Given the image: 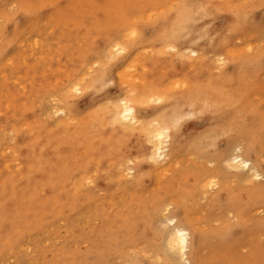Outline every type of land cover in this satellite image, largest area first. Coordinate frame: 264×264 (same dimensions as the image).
I'll list each match as a JSON object with an SVG mask.
<instances>
[{
	"label": "bare ground",
	"instance_id": "6f19581e",
	"mask_svg": "<svg viewBox=\"0 0 264 264\" xmlns=\"http://www.w3.org/2000/svg\"><path fill=\"white\" fill-rule=\"evenodd\" d=\"M18 1L20 14L2 33L0 68L6 62L21 72L35 99L20 98V107L19 99L5 100L8 112L29 120L11 130L13 138L0 136V261L18 259L33 237L36 264H213L214 256L203 254L210 247H241L264 235V217L250 218L258 206L264 212V153L257 143L264 141V109L249 102L248 85V76L264 74V49L246 56L232 47L251 20L246 3L122 0L119 11V0H106L109 7H87L81 19L74 5L73 16L58 18L60 37L78 43L77 50L66 48L56 62L37 66L21 51L19 22L37 18L42 4ZM263 6L264 0L255 9ZM184 61H193L187 76L175 65ZM46 64L55 70L53 83ZM56 114L59 121L47 124L45 117ZM241 135L249 137L246 146L237 144ZM7 139L14 142L10 154ZM191 154L196 161L185 165ZM145 188L153 197L143 195ZM206 194L212 208L233 215L218 229L199 225L187 208ZM58 223L65 233L60 245L42 247L40 236L60 234ZM178 231L187 234L183 253Z\"/></svg>",
	"mask_w": 264,
	"mask_h": 264
},
{
	"label": "rangeland",
	"instance_id": "374dc122",
	"mask_svg": "<svg viewBox=\"0 0 264 264\" xmlns=\"http://www.w3.org/2000/svg\"><path fill=\"white\" fill-rule=\"evenodd\" d=\"M27 1H29V4H31L37 8H39L40 4H42L41 5L42 6L41 11L37 12V14H38L37 18L32 19L30 17V18H27L23 22H19L20 24H22V28L20 29V31H21L20 33H21V39L23 38L22 39L23 48L21 51L23 52L24 57L27 58L28 63L38 64L37 66H42L43 64H45L50 59H53L54 62H56L58 60V58L60 59V57H62V54L64 52L63 50L66 48H67V50H69L70 48H71V50L73 48L74 51L77 50L78 45H79L78 43L70 42L66 37H64V38L60 37V33H61V30L63 31V25H64V23L61 21L60 18L65 17V16H67V17L73 16L74 14L72 13L73 10L71 9V7L75 8V6H77V7L79 6L78 8L81 9V11H80L78 16L80 17V19L82 16H84L87 13L88 8L91 9V7L101 5V4L104 6V8L109 7L106 4V0H102V2H100L101 0H98V1L97 0H27ZM125 1H126V3H130L131 5H133L135 3V0H125ZM261 1L262 0H241L242 4L246 3V6L249 8L248 10L250 11V19L251 20H250L249 24H244L242 26L241 30L238 32V34L234 37L232 47H234V48L237 47V49H242L243 54H245L246 56L253 55L256 52H258L259 50L264 49V11H263L264 6L258 8V9H255V5H258V3ZM72 2H73V4H72ZM98 2H100V3H98ZM121 3H122V0H119V2L115 4L116 5L115 7H117L119 9V11L123 9V8H121ZM0 6H1L0 7V34H1L0 35V42L4 45V43L2 41V39H4L2 33L5 32L4 34L6 36V35H8V32H10L12 30L13 26H10V24H14L15 22L14 21L10 22V20L15 19L20 14V12H19L20 9L18 10L19 1L17 2V0H7L4 4H2ZM101 7H99V8H101ZM140 11H141V9H140ZM15 12L16 13L18 12V13L16 14ZM98 12H101V11L99 10ZM59 16H60V18H58ZM111 17L106 16L105 18L109 20V19H111ZM135 17H137V15H135ZM131 20H132V18H131ZM7 21L9 22V24H8L9 26L7 25ZM78 22L79 21H77V23ZM118 22H120V24H124L126 21L124 22V20L121 19ZM5 26H7V27L3 30L2 28ZM34 37H35V39H34ZM28 39H29V42L27 41ZM30 39L32 42L30 41ZM238 39H240V40L238 41ZM35 41L39 42V46L36 49H33L32 45ZM250 43H253V46H251L252 44L250 45ZM254 43H255V46H254ZM2 44H0V47L2 46ZM258 44H259L260 48L258 47ZM29 46H31V47H29ZM43 47H46V50H44V52L42 51ZM238 47H240V48H238ZM245 51H247V52H245ZM161 62L163 63V66H166V63H168L167 60H163ZM192 64H193V61L192 62L191 61H184V62H176L175 65L177 66L178 69H180L179 72L182 74V76H187L193 72V71H190V67H191L190 65H192ZM5 65H7L8 67L5 68L3 65V67L0 68V136H2V137L6 136L8 138L9 137L13 138L12 131L15 129L18 130V129L22 128L23 124H25V121H27L29 119H21V117L18 113L8 112L6 110L7 102L5 100H9V101L13 102V101L19 99V107H20V105H21V102H20L21 99L20 98H22L23 101L29 102L30 104H32V102L34 101L35 98H34V95H32L31 89H29V85H28L27 81L25 80L23 74L21 72H19L18 70H15V68H13V69L10 68L6 62H5ZM50 65L52 66V63H50ZM46 66H48V65L47 64L45 65V73L47 71L48 74L51 75V76H49L50 78L48 77V80L52 81V83H53V81L55 82L57 80L55 70L53 68L52 69L47 68ZM204 76L206 77V75H204ZM4 77H5V79H4ZM248 78H249L248 79V85H252V87H251L252 90H251V93L249 95V102H252V104L259 106L261 109H264V74L260 79H256V76L254 77L252 75L248 76ZM254 96H256V98H253ZM40 99H43L40 102H43L44 105L46 104L45 107L48 108L49 105L51 106V103L47 102L49 100H47L46 98H40ZM40 99H38V100H40ZM55 104H56V102H55ZM45 118H46L45 121L47 124L54 126L55 125L54 123H57L59 121V118H61V115L56 114L52 117H45ZM48 118L52 121H50ZM53 121H54V123H53ZM193 127H195V124ZM263 132H264V130H263ZM6 134H9V136ZM243 138H245V139H243ZM239 140H240V143H239ZM239 140L237 141V144L246 146V144H247L246 142L249 141V137H248V135L247 136L241 135ZM262 140L258 139L257 143H258V148L261 149L262 152L264 153V141H262ZM261 141H262V144H260ZM13 143L14 142L7 139L6 144H4L5 145V147H4L5 152H7V153L9 152V151H6V149L12 147ZM9 154H10V152H9ZM11 155H12V153H11ZM192 156H193V154L186 156L184 158L185 159V161H184L185 165H188L187 161H189V164H192V161L194 159L196 161V156H193V157ZM191 157H192V159H191ZM195 161H194V163H195ZM201 161L203 162V160H201ZM204 162H206V161H204ZM205 164H208L206 168L212 167V164L209 165V163H204V165ZM179 166L178 167L181 169L182 165H179ZM178 167H176V168L178 169ZM177 169H176V171H177ZM180 169H178V170L180 171ZM198 169H200V168H198ZM193 171H195V169H193ZM129 181H131V180L129 179ZM230 183H232V181H230ZM215 188H217V187H215ZM215 188H214V190H215ZM214 190H210V192H212ZM142 191L144 192L143 195L145 197L146 196L148 197V195H149L148 198L153 197L152 191L150 190V188H145ZM147 191L149 192V194ZM146 193L148 195H146ZM99 196H102V195L99 193ZM207 196H208L207 194L204 195L203 198L201 199V203H199V204H198V202H200V200L194 201V203L197 206H195L193 201H190L191 203L187 202V208H189L188 210L190 211L192 218H194L195 221L197 220V223H199V225H202L203 227H207L209 225L211 227V229H218L219 224L221 223L220 224V226H221L222 223L224 222V221L221 222V220H223V219L225 220L227 217L228 221H231L233 219V215L230 212L228 213L226 210H219V209H216L214 207H213L214 208L213 209L209 205V202H207V200H208ZM207 203L209 206H206ZM190 205L193 209H191ZM198 206H199V209L197 210ZM210 207L212 209H210ZM216 210H218V211H216ZM193 211H195V213H193ZM199 211H200V214L202 213L203 215L200 216ZM212 211L214 213H212ZM222 211H224L223 212L224 214L222 213ZM255 211H256V214H255ZM221 213L223 214L222 216L220 215ZM226 213L228 215L229 214L230 215L227 216ZM250 215L249 216L251 218L252 223H256L259 219L264 217L263 208H261L259 206L256 207L252 211V213H250ZM203 217H205V218H203ZM216 217H220V220L217 219ZM228 217H230V218H228ZM199 218H202V220H200ZM204 221L208 224L207 226L203 225V224H206ZM225 221H227V220H225ZM200 222H201V224H200ZM60 223L63 224V222H60ZM60 223H58L57 225H59ZM232 223H234L235 226L238 225L236 222H232ZM62 224H60V228L58 231V232H60V234H58L57 232L54 231V233L50 237H46L43 234L40 236L41 237L40 241H41L42 247H46V248L51 249L53 246L60 245V243H61L60 238H62V236L65 235L64 227ZM217 226H218V228H217ZM210 227H208V229ZM37 236L38 235H36V238H37ZM31 239H32L31 241H33V242H31V243L28 242V244L30 245L31 248L29 247L30 249H28L27 252L25 251L26 254L24 253V254L20 255L18 259L10 258V259H5L4 261L2 260V261H0V264H2V262H3V264H5L6 262H7L6 264H8L10 262H11L10 264H14V263L15 264H24V263L25 264H31L32 262H34L31 259V257L33 255V247H34L35 242L33 240L34 239L33 237ZM28 240H29V238L25 237V241H28ZM145 244L146 243H143V245H145ZM242 245L240 247V246H236L234 244H231V245H229V247H223L221 249L222 250L224 249L223 250L224 253L221 251V249L219 250V248L210 247V249L213 251L211 252L210 249L209 250L207 249L204 251L203 254H204L205 258H209V256L210 257L214 256V259H216L217 262L212 261V262H214L213 264H225L226 262L229 264H238L240 262H241V264H264L263 263L264 262V260H263L264 259V235H262V236H259V235L250 236L248 241L243 243ZM239 248H241V249L239 250ZM221 254H223L224 256L223 255L221 256ZM22 257L23 258L25 257V258L23 260H21ZM220 257L222 258V260ZM27 261H29V262L27 263ZM30 261H31V263H30ZM33 264H36V263L34 262Z\"/></svg>",
	"mask_w": 264,
	"mask_h": 264
},
{
	"label": "snow or ice",
	"instance_id": "6c2138e0",
	"mask_svg": "<svg viewBox=\"0 0 264 264\" xmlns=\"http://www.w3.org/2000/svg\"><path fill=\"white\" fill-rule=\"evenodd\" d=\"M130 36H131L132 38H134V37L136 36L135 31L131 32V33H130ZM121 51H122V49L120 48V45L117 44V45H116V48L114 49V52H115L116 54H118V53L121 52ZM193 55H194V53H193ZM74 91L78 92L79 90H78V89H74ZM156 102L159 103V101H156ZM130 113H131V109H130L127 105H125V108H124V116H125V117H129V116H130ZM158 138L161 139V140H163V134H160V135L158 136ZM244 167H248V165L245 164ZM257 178H259V177H257ZM173 223H174V222H173ZM176 235H177V237H179V240H178V247H179V250H180L181 253H183L184 250H185V238H186V235H187V234H186L185 232H183V231H178ZM170 243H171V242H170Z\"/></svg>",
	"mask_w": 264,
	"mask_h": 264
}]
</instances>
